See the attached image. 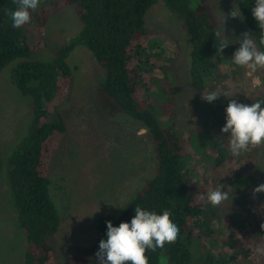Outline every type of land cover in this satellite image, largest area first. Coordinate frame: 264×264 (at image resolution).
<instances>
[{
  "label": "trees",
  "instance_id": "1",
  "mask_svg": "<svg viewBox=\"0 0 264 264\" xmlns=\"http://www.w3.org/2000/svg\"><path fill=\"white\" fill-rule=\"evenodd\" d=\"M157 1L40 0V7L31 12L30 23L14 29L5 15V9L15 10L14 0H0V74L10 67L12 84L28 99L32 110L26 131L5 162L0 152V173L7 164L6 184L18 228L24 235L22 264H59L51 236L60 231L63 219L52 191V163L55 156L67 153L64 142L68 122L62 108L74 81L75 67L68 60L80 46L92 53L105 72L99 83L100 91L146 130L154 146L157 166L154 175L133 193L121 211L105 213L98 218L97 237L81 253L76 264H99L95 254L99 241L107 239L106 221L117 227L121 222L130 223L137 205L157 214L170 211V219L180 230L175 243L165 244L163 249L158 248L155 252H146L149 264H192L199 251L198 241L215 234L213 224L221 215L217 206L207 202L208 188L220 182L216 178L218 166L228 160L237 161L241 154L233 157L228 139H216L209 146L210 163L209 160L205 164L200 161L192 170L196 153L203 144L195 140L193 145L192 139L185 140L180 136L170 92V75L161 64L163 52L150 51V41L159 35L146 27L145 15ZM163 1L166 8L184 23L190 36L189 74L199 96L217 92L219 87L224 92L228 84L220 64L221 55L216 53L215 31L222 30L217 14L205 0L195 7L191 0ZM231 1L240 8L244 24L258 49L264 51V46L259 45L260 30L251 12L255 0ZM75 3L79 5L81 30L50 60H40L37 56L46 45L49 17ZM226 53L227 48L222 55ZM233 72L236 74V70ZM255 102H264L258 92L249 95L245 104ZM198 129L193 132V137ZM256 147H250L242 154L251 155ZM202 165L209 167V179L197 175ZM248 207L253 213L250 216L264 218V203ZM248 215V209L243 208L241 220L235 227L231 257L223 252L208 251L209 243L196 260L206 264H231L238 259L264 264V256L252 251L258 244L264 246V236H258ZM217 244L222 246L220 241Z\"/></svg>",
  "mask_w": 264,
  "mask_h": 264
},
{
  "label": "rangeland",
  "instance_id": "2",
  "mask_svg": "<svg viewBox=\"0 0 264 264\" xmlns=\"http://www.w3.org/2000/svg\"><path fill=\"white\" fill-rule=\"evenodd\" d=\"M191 1L195 7L204 0ZM205 1L217 14L219 22L223 13H229L235 6L231 0ZM78 9L79 5L75 3L49 17L46 45L37 58L50 60L62 45L79 33L82 22ZM145 25L159 35L150 41V51L163 52L161 64L170 75L177 130L183 139H192L193 145L195 140L203 144L196 153L194 170L200 161L206 163L209 160L210 163L209 146L216 139L227 138L228 134L221 133V128L226 123L225 109L231 99L245 104L249 95L258 92L264 101V69L253 73L232 62L233 53L240 46L236 40L243 32L249 31L244 21L228 18L225 35L231 44L220 61L228 85L224 92L220 87L216 90L221 94L218 101L208 103L201 99L191 83V43L184 23L166 8L163 0H158L147 11ZM68 62L75 67V72L73 87L62 108L68 122L64 142L67 153L55 156L51 174L53 195L63 219L60 231L51 236L59 264H76L81 253L97 237L98 218L105 213L121 211L123 208L120 207H124L133 193L154 175L157 166L154 146L146 130L100 91L99 83L105 72L92 53L80 46L70 55ZM157 74L161 76L160 71ZM225 92L231 97L223 95ZM31 114L30 102L12 84L10 67L5 68L0 74V152L4 162L26 131ZM216 171L220 182L209 185L208 192L222 187L229 199L217 206L221 218L213 224L215 234L198 241L199 251H196L192 264H206L196 260V256L209 243L208 251L233 255L235 227L241 220L243 208L248 209V218L258 236H264V230L260 228L264 218L250 216L253 213L248 207L264 203V193L252 198V189L264 184V145L253 149L251 155L241 153L235 162L222 163ZM6 172L7 164L0 173V264H22L24 235L17 225ZM197 172L201 179L210 178L207 165L200 166ZM219 241L222 246L217 244ZM231 264L251 263L237 259Z\"/></svg>",
  "mask_w": 264,
  "mask_h": 264
},
{
  "label": "clouds",
  "instance_id": "3",
  "mask_svg": "<svg viewBox=\"0 0 264 264\" xmlns=\"http://www.w3.org/2000/svg\"><path fill=\"white\" fill-rule=\"evenodd\" d=\"M15 10L5 9V15L11 21L14 29H19L31 21V12L40 7V0H14ZM252 16L259 28V45L264 46V0H255V6L251 9ZM223 13V12H222ZM228 18L244 17L240 8L233 5L231 11L223 13L220 23L222 30L215 31L216 53L222 56L230 39L225 35V23ZM249 32H243L236 40L239 48L233 53L232 62L240 67L247 68L253 73L264 69V51L257 47L256 41ZM221 94L212 91L203 93L201 99L211 103ZM226 97H231L227 92ZM264 102H255L251 105L239 103L231 99L225 109L226 123L221 128V133H226L230 153L233 157L239 156L250 147L264 145ZM223 147V145H221ZM264 193V184H259L252 189V198ZM202 200L204 196L200 197ZM229 199L222 187L207 193V202L212 206H219ZM115 207V206H114ZM123 208V207H120ZM134 216L129 222H121L119 226H113L111 221H106L107 239L99 241L98 251L95 256L99 264H149L147 251L155 252L163 249L165 244H173L179 235V227L170 219L172 213L164 210L162 214L149 211L141 206H136ZM264 230V223L260 225ZM254 254L264 256V246L256 245L252 249Z\"/></svg>",
  "mask_w": 264,
  "mask_h": 264
}]
</instances>
